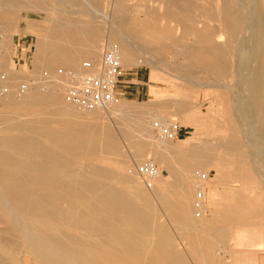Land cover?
Instances as JSON below:
<instances>
[{
    "label": "rangeland",
    "instance_id": "374dc122",
    "mask_svg": "<svg viewBox=\"0 0 264 264\" xmlns=\"http://www.w3.org/2000/svg\"><path fill=\"white\" fill-rule=\"evenodd\" d=\"M30 1L0 0V30L6 34L0 57V96L9 95L8 99H0V136L12 132L26 137L36 129L45 128L77 133L84 124L92 125L98 135L95 149L71 155L75 169L80 172L96 168L115 170L119 179L128 177L130 181H122L118 185L125 188L133 200L139 195L145 197L144 203L150 208L154 232L163 229L165 234L160 233L165 238L163 243L170 244L171 248L168 249L179 257L175 264H259L258 259H264V246L258 244L264 241V162L255 161L256 166L252 168L257 175L254 177L237 179L235 174L241 170V166L226 165L224 162H228L229 155L224 156L227 159L224 161L226 159L217 148L218 132L215 126L220 125L224 117L221 115L223 108L217 97L218 91L213 88L216 83L214 75L210 71L200 70L194 77L195 82H186L176 76L183 75L175 67L182 61L180 51H190L196 47L194 36L186 32L185 26L190 22L196 26L198 20L215 24L211 17L217 11V1L188 0L191 13L200 16L197 19L191 14L192 21L187 19V11L179 4L174 5L171 0ZM241 3L248 10L254 7L250 0H241ZM201 7L204 9L201 10ZM119 34L128 36L133 42L137 60L133 63L122 61L116 88L117 101L103 110L84 111L77 108L67 99L66 74L74 69L80 70L85 61L98 60L105 42L116 44L121 52ZM179 38L181 42L178 43ZM212 38L217 43V35ZM239 55H242L238 57L240 62L246 61L245 50H241ZM181 86L185 89L183 93L178 89ZM2 89H5L4 94ZM228 99L231 105H235L232 96ZM199 106L201 109L197 108ZM231 110H234V106ZM157 116L168 122L176 121L182 129L181 136L174 140L160 138L152 128V121L157 120ZM199 118L205 119V122H199ZM230 118L237 121L234 116ZM109 132L113 134L116 151H109L106 147ZM39 137L45 140L44 136ZM140 143L144 145V151L137 154L136 147ZM208 144H211V150L205 152ZM244 149L250 156L264 158L259 148L249 150L246 146ZM198 152L206 155L200 153L198 156ZM160 154L166 157V162H160L157 157ZM146 160L158 165L162 176L168 175L166 166L172 164V176L166 181L155 179L151 188L145 185L136 175L135 167ZM245 162L253 163L249 158ZM126 167H129V171ZM233 172L234 176L230 177L228 173ZM198 192L204 193V201L200 204L204 211H200ZM151 196L153 199H150ZM169 204L177 208L171 207V212L168 210L171 208L167 207ZM183 206L190 209L185 211ZM175 220H178L177 224ZM0 227H4L2 222ZM81 232L84 230L80 229L79 234ZM257 234H262L259 236L262 240ZM90 240L94 242L95 239ZM193 240L195 243L192 244ZM206 245L208 248H204ZM28 264H33L32 260Z\"/></svg>",
    "mask_w": 264,
    "mask_h": 264
},
{
    "label": "bare ground",
    "instance_id": "6f19581e",
    "mask_svg": "<svg viewBox=\"0 0 264 264\" xmlns=\"http://www.w3.org/2000/svg\"><path fill=\"white\" fill-rule=\"evenodd\" d=\"M171 1L174 5L179 4L181 8H184L187 11V19L192 21V15L195 14L191 13V5L188 0ZM216 1L217 11H215V15L212 12L213 15L211 17L215 24L211 25L207 20H198L196 21L198 23H196V26L191 25V22L186 26L184 25L186 32H190L191 36H194V45L196 47L190 51H182L180 49L182 61L175 67L178 71H182L183 75L176 76L186 82H195L194 77L200 70L210 71L214 75L216 83L213 84V88L218 91L217 97L223 108L221 115L224 117L222 123L215 126L218 132L217 148H220L223 158L229 155L230 158H227L229 159L228 162H224L226 165L234 166V164H238L241 166V170L237 173L235 172V175L237 179L244 180L257 175V171L252 168L256 166L254 164L255 161L264 162V158L250 156L244 152V148L247 146L249 150L261 149L264 155V0H250L254 4V7H251L250 10L242 7L241 0ZM21 3L23 5V2ZM202 9L204 8L201 7ZM183 15L181 14L180 16ZM75 24L79 23L75 22ZM4 29L2 28V30ZM165 31L168 30L165 29ZM3 32L0 30V57L4 48V39L6 40V34ZM215 35H217V43L212 38ZM148 37L151 38V36ZM156 37L158 38V36ZM119 39V47L122 49L121 52L119 50L121 61L123 63L135 62L137 57L135 56L136 59L134 57L133 42L128 36L122 34H119ZM167 39L169 40V38ZM177 42L179 43L181 40ZM173 43L172 45H174ZM235 43L236 45L234 46L233 44ZM187 46L186 48H188ZM241 50H245L247 54V59L243 62L238 60V57L242 56L239 55ZM178 89L182 93L185 90L182 86L178 87ZM2 90L4 94L5 89ZM229 96L233 97L235 105H231L228 99ZM1 98L8 99L9 95L4 94L2 97L0 96ZM232 106H234V110H231ZM197 108L201 109L200 106ZM198 114L201 113L199 112ZM231 116H234L237 121H232ZM156 118L162 122H168L160 116ZM197 120L205 122L203 118ZM81 129L80 132L71 133L45 128L36 129L33 134L26 137H19L12 132H6V135L0 136V222L4 224L3 228L0 227V264H28L29 260H32L33 264L177 263L179 257L168 249L171 248L170 244H167V247L163 243L165 238L160 233L165 234L164 230H159L157 233L154 232L150 220V208L144 203L145 197L138 193H133L139 195V198L133 200L129 198L126 189L118 185L122 181H130L128 177L125 176L119 179L115 170L96 168L80 172L75 169L71 155L95 149L94 146L98 138L94 126L84 124ZM5 130L7 131L8 129ZM40 135L45 137L44 141L40 139ZM252 136L256 138L254 137L255 139H253ZM210 145L208 144V147L203 148L204 151L207 149V151L211 150ZM106 147L109 151L117 150V145L111 132L108 133ZM143 151L144 145L138 144L136 153L141 154ZM200 153L198 152L196 155L199 156ZM202 155L205 156L206 154L202 153ZM157 157L160 162H166L164 155L160 154ZM247 158L253 163H246ZM227 159L224 161H227ZM171 166L170 164L166 166L167 176L160 174L158 178H161L162 181L168 180L173 173L172 168L174 167L171 168ZM126 170L129 171V167H126ZM186 172L188 173V171ZM228 175L233 177L234 172L233 174L228 173ZM258 180L261 179L258 177ZM261 184L263 183L261 182ZM149 187H153V183ZM175 187L177 188V185ZM187 190L189 192V188ZM181 192L184 193L183 190ZM189 194L191 195L190 192ZM197 194L200 198V211H204L200 205L204 201V193L198 192ZM183 196L185 197V193ZM150 199H153L152 196ZM166 202L165 205H167ZM167 207H170V204ZM171 207L173 206L171 205ZM180 208L182 209V207ZM183 208L185 211L190 209L185 206ZM168 210L171 211L173 209ZM189 223L191 225V222ZM80 229L84 230L81 234H79ZM259 236H262V234L258 235V238H260ZM90 239L95 240L90 242ZM260 240L262 239L260 238ZM193 243H195L194 240L192 241ZM258 244L264 246V241ZM207 245L204 248H208L209 245ZM174 250L179 252V250ZM17 252L22 255L18 256Z\"/></svg>",
    "mask_w": 264,
    "mask_h": 264
},
{
    "label": "built area",
    "instance_id": "2783aa9c",
    "mask_svg": "<svg viewBox=\"0 0 264 264\" xmlns=\"http://www.w3.org/2000/svg\"><path fill=\"white\" fill-rule=\"evenodd\" d=\"M121 67L117 45L105 42L98 60L85 61L80 70L74 69L66 74L67 99L84 111L108 108L117 101L116 88ZM152 128L166 140L179 138L182 131L176 121L154 120ZM135 173L147 186H151L162 171L154 162L146 160L136 165Z\"/></svg>",
    "mask_w": 264,
    "mask_h": 264
},
{
    "label": "crops",
    "instance_id": "0c3cea01",
    "mask_svg": "<svg viewBox=\"0 0 264 264\" xmlns=\"http://www.w3.org/2000/svg\"><path fill=\"white\" fill-rule=\"evenodd\" d=\"M259 264H264V259H258Z\"/></svg>",
    "mask_w": 264,
    "mask_h": 264
}]
</instances>
